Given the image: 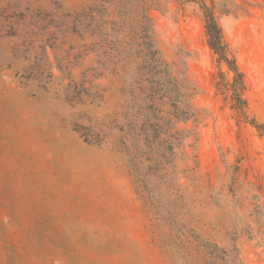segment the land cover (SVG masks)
<instances>
[{
	"label": "rangeland",
	"instance_id": "obj_1",
	"mask_svg": "<svg viewBox=\"0 0 264 264\" xmlns=\"http://www.w3.org/2000/svg\"><path fill=\"white\" fill-rule=\"evenodd\" d=\"M113 1L117 20L128 2L144 9L169 62L187 54L199 118L180 125L193 135L170 167L172 188L128 128L122 80L99 65L89 33L66 30L88 6L106 15L105 3L0 0V264H190L162 203L181 207L188 240L230 254L218 264H264V138L247 121L264 124V0ZM200 1L243 74L248 119L234 108V74L209 46ZM42 47L55 77L40 80L30 72ZM83 86L104 100L72 101Z\"/></svg>",
	"mask_w": 264,
	"mask_h": 264
},
{
	"label": "trees",
	"instance_id": "obj_2",
	"mask_svg": "<svg viewBox=\"0 0 264 264\" xmlns=\"http://www.w3.org/2000/svg\"><path fill=\"white\" fill-rule=\"evenodd\" d=\"M102 2L105 4L100 6L106 15L97 16L94 10L98 7L88 6L82 13H77L71 18L66 30L69 35L79 38L89 33L93 40L91 46L99 53V65L122 80L121 92L125 97L126 114L130 118L128 128L134 132V138L145 146L146 160L150 163L149 171L156 172L164 180V187L171 189L174 172L170 167L178 152L183 150L187 138L193 135L192 131L182 129L180 125L190 121L197 122L199 118L198 109L192 101L197 90L188 75L187 54H184L185 58L184 55L181 56L177 64L165 58L159 46L154 23L144 9L140 13L138 3L128 2L126 8L128 16L117 20L113 16L115 11L121 12L120 5H116L113 0ZM200 3L204 11L209 46L218 56L219 62L226 64L234 74L232 83L234 108L248 119L245 113L246 101L241 95L245 89L243 74L235 59L229 56L212 9L202 1ZM111 6L114 7V11ZM42 49L41 57L35 56L38 61L31 67L30 72L33 78L40 80L45 78L46 74L55 77L47 49L45 47ZM59 70L61 73L67 71L63 67ZM67 77L70 81L69 86H77L71 72H67ZM76 88L70 94L72 101L93 104L95 101L104 100V96L98 92L93 93L84 86L78 90ZM247 121L264 138V124L255 120ZM161 206L162 209L168 208L174 217L169 219L170 223L180 224L176 233L180 247L190 264H218L219 260L225 261L226 258H220L218 255L219 252L227 254L226 251L221 250L216 244L194 240L198 243L195 244L192 239H187L186 224H182L181 220L176 221L181 207L179 210L173 208L174 203L172 205L162 203ZM158 208L161 209L160 206ZM163 249L167 255H171L170 248L164 246Z\"/></svg>",
	"mask_w": 264,
	"mask_h": 264
}]
</instances>
